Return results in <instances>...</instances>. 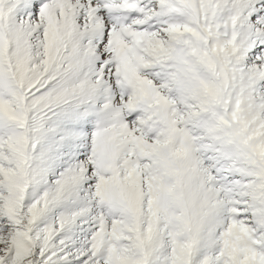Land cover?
I'll return each instance as SVG.
<instances>
[{
	"label": "snow or ice",
	"instance_id": "1",
	"mask_svg": "<svg viewBox=\"0 0 264 264\" xmlns=\"http://www.w3.org/2000/svg\"><path fill=\"white\" fill-rule=\"evenodd\" d=\"M0 264H264V0H0Z\"/></svg>",
	"mask_w": 264,
	"mask_h": 264
}]
</instances>
